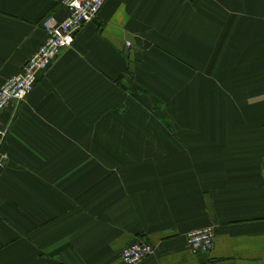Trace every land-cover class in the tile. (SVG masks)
Masks as SVG:
<instances>
[{
	"label": "crops",
	"instance_id": "0c3cea01",
	"mask_svg": "<svg viewBox=\"0 0 264 264\" xmlns=\"http://www.w3.org/2000/svg\"><path fill=\"white\" fill-rule=\"evenodd\" d=\"M50 14L67 8L0 0V87L45 42ZM159 87L162 103L215 89L200 113L215 126L190 130L199 143L97 129L111 109L155 111ZM0 126V264H125L135 242L155 248L137 264H264V0H106ZM209 224L213 249L190 252L186 234Z\"/></svg>",
	"mask_w": 264,
	"mask_h": 264
},
{
	"label": "built area",
	"instance_id": "2783aa9c",
	"mask_svg": "<svg viewBox=\"0 0 264 264\" xmlns=\"http://www.w3.org/2000/svg\"><path fill=\"white\" fill-rule=\"evenodd\" d=\"M106 0H61L67 8L65 18L59 20L50 14L43 22L45 42L31 55L21 72L8 77L0 87V114L12 101L24 100L35 88L39 74L49 68L55 59L75 41L77 32L94 21ZM130 46L131 42H127ZM7 136V129L0 126V142ZM1 167V163H0ZM217 227L209 224L186 234L188 249L192 253L213 249ZM154 246L147 242L131 243L121 249L125 264H137L154 253Z\"/></svg>",
	"mask_w": 264,
	"mask_h": 264
},
{
	"label": "rangeland",
	"instance_id": "374dc122",
	"mask_svg": "<svg viewBox=\"0 0 264 264\" xmlns=\"http://www.w3.org/2000/svg\"><path fill=\"white\" fill-rule=\"evenodd\" d=\"M158 90V98L154 95V99H152L155 102L153 107L155 111H152L148 102L147 104L145 103L144 106L138 103L136 104V106H138L136 108L134 106L129 107L126 115H120V117L114 118L115 116L110 117L112 111H114V109H111L109 113L104 115L105 117L107 116V118L96 121L97 129L105 128L108 130L109 128L118 129L122 127V129H128V131H132L133 133H135V131L142 132V136L138 134L131 137L128 136L127 141L125 142L129 144H160L162 147H166L171 143H199L200 136L195 135L194 133L191 134L190 130L199 129L203 126H215V120L206 121L200 119L201 111H214L216 109L215 100H217V95L215 93V89H203V92L207 93L208 100L204 103L201 102L202 104L200 103V99L202 97L200 98L198 89H188V92H191L190 94H192V96L189 98L188 94L187 99H185L182 103H178V98L176 97L170 98L172 102L167 101L162 103L161 101H158L157 99L165 101L169 100V94L171 92L169 88L163 87H159ZM139 114L142 115L141 119L136 117V115ZM174 116L175 119H168L169 117ZM168 128H174L176 130V134L169 131ZM108 139L106 136L97 135L94 142L105 143ZM112 139L119 140V137H112ZM150 153L152 154V152ZM128 154V158H131L130 156L134 153L132 152ZM144 154L147 155L148 153L144 152ZM145 158L148 157L145 156Z\"/></svg>",
	"mask_w": 264,
	"mask_h": 264
}]
</instances>
